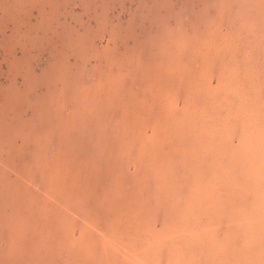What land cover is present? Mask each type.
Instances as JSON below:
<instances>
[{
    "label": "rangeland",
    "instance_id": "obj_1",
    "mask_svg": "<svg viewBox=\"0 0 264 264\" xmlns=\"http://www.w3.org/2000/svg\"><path fill=\"white\" fill-rule=\"evenodd\" d=\"M0 264H264V0H0Z\"/></svg>",
    "mask_w": 264,
    "mask_h": 264
}]
</instances>
